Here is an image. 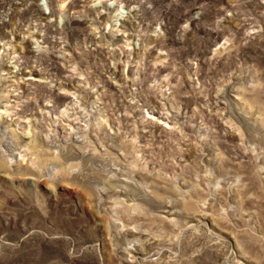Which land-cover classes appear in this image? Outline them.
<instances>
[{
	"label": "rangeland",
	"instance_id": "obj_1",
	"mask_svg": "<svg viewBox=\"0 0 264 264\" xmlns=\"http://www.w3.org/2000/svg\"><path fill=\"white\" fill-rule=\"evenodd\" d=\"M0 264H264V0H0Z\"/></svg>",
	"mask_w": 264,
	"mask_h": 264
},
{
	"label": "bare ground",
	"instance_id": "obj_2",
	"mask_svg": "<svg viewBox=\"0 0 264 264\" xmlns=\"http://www.w3.org/2000/svg\"><path fill=\"white\" fill-rule=\"evenodd\" d=\"M8 66H9V65H8ZM8 66H7V67H8ZM11 66H12V65H11ZM15 72H16V71H15ZM2 113H5V111L2 110V111H1V114H2ZM130 234H133V233L130 232ZM131 253H132V252H130V254H131Z\"/></svg>",
	"mask_w": 264,
	"mask_h": 264
}]
</instances>
